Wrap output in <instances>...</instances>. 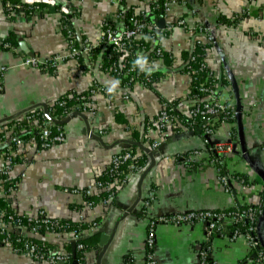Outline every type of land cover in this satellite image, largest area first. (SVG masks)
Segmentation results:
<instances>
[{
    "label": "crops",
    "instance_id": "obj_1",
    "mask_svg": "<svg viewBox=\"0 0 264 264\" xmlns=\"http://www.w3.org/2000/svg\"><path fill=\"white\" fill-rule=\"evenodd\" d=\"M170 1V11L163 17L165 27L181 19L191 25L201 24L209 29L212 42L182 28L164 31L154 45L171 55L168 67L142 48L131 53L114 52L118 60L134 58L133 66L138 70L161 73L153 88L139 83L122 88L102 67L110 56L107 47L100 44L104 25L119 28L121 8L134 15L150 13L157 0H55L54 5L26 6L12 18L6 16L5 1L0 0V67L7 68L0 79V171L5 164L2 142H9L15 165L7 178L17 184L5 192L0 178V205L6 202L11 212L23 217L36 218L42 212L50 219L80 227L83 251L77 250L71 232L31 236L49 253L68 256L71 264L74 260L77 264H96L102 236L109 239L102 264H128L130 259L133 264H142L149 218L261 203L264 186L257 171L264 172V0ZM61 7L70 11L67 25L76 40L97 45L91 54L79 59L68 57ZM233 16H237L235 25L230 23ZM196 46L204 47L203 61L213 76L215 97L235 113L233 122L218 124L211 143H205L196 131L160 133L153 124L164 103H174V111L187 116L192 80L184 73V61ZM29 56L60 57V61L55 69L42 71L22 64ZM94 84L109 94L95 92L87 96L80 109L72 105L62 119L51 116L64 120L79 113L87 125L77 116L63 125L49 121L51 130L62 127L64 140L48 149H40L34 124L25 123L28 134L24 138L19 123H24L28 114L43 113L40 105H47L51 114L50 109L63 96L88 95ZM13 136L22 143L11 144ZM229 137L234 152L223 157V170L233 180L227 192L209 160L212 144L226 143ZM124 140L149 148L155 164L145 174L147 158L141 172L116 182L110 195L101 200L99 196L106 191L98 190L95 184L114 155L130 151L131 147L121 142ZM154 142L160 144L155 149L151 147ZM139 194L134 211L126 215ZM144 202L149 203L147 213L143 212ZM262 210L256 233L264 242V218L259 224L264 205ZM203 245L201 225L159 226L155 231L156 264H200L198 254ZM209 256L207 264H253L249 249L240 239H214ZM0 264L51 263L35 262L5 245L0 246Z\"/></svg>",
    "mask_w": 264,
    "mask_h": 264
},
{
    "label": "built area",
    "instance_id": "obj_2",
    "mask_svg": "<svg viewBox=\"0 0 264 264\" xmlns=\"http://www.w3.org/2000/svg\"><path fill=\"white\" fill-rule=\"evenodd\" d=\"M118 3V0H112ZM40 4L54 5L55 0H5V10L6 16L12 18L15 11L22 9V6H38ZM171 8V1L164 0L162 4L152 3L150 11L160 10L161 16L165 17ZM61 13L64 15L62 20L63 29L65 31L67 46H68V57L72 59H79L81 55H89L97 48V45L92 46L88 42H80L79 47L76 46V39L73 31L66 24L67 16L70 15V11L65 8H60ZM149 13L142 12L139 15L132 16L128 15V9L121 8L119 11V18L121 22V27L115 28L112 25H104L103 35L100 44L103 47L111 48L114 52H124L129 51L131 45L146 38L145 30L157 31V25L148 24L144 20L138 19V16H147ZM237 21V16H233L230 19V23L235 25ZM174 28H182L191 34L203 35L207 43L212 42V36L209 33V29L201 24H190L184 19H181L174 24L167 25L162 32H170ZM160 33V32H158ZM151 34V33H150ZM151 37L153 35L151 34ZM159 37L155 36L153 39L157 41ZM5 48H10L15 51L14 47L8 44L4 45ZM163 53H168L169 59L171 55L168 51L157 47L154 52V57L156 59H161ZM195 57L191 56L188 62H193ZM60 61V57H53L51 59H39L35 56L25 57L22 64L38 70H49L55 69L57 63ZM203 65L199 70H194L189 67L188 63L184 65V73L190 76L191 80L194 79L195 82H199L198 73L204 68ZM7 71L6 67H0V79L3 77ZM108 72L113 76L121 79L129 75L135 74V67H127L125 60L116 59L115 62L109 67ZM134 81V77L131 76L130 83ZM120 83V81H119ZM145 84H152L150 80H146ZM214 79L212 74L209 72L205 81L199 82L196 90L199 92L202 98L196 97L195 99H190L191 104L187 109V116L183 117L182 114L176 112V114H169L165 105L162 106L159 114L154 120V125L162 133L163 131H196L200 130V133L205 138V143H211L212 138L215 136L216 128L218 126V120L221 119L220 124L231 123L235 119L234 111L229 108L221 100L215 97ZM124 86L122 88H127ZM2 90L0 86V91ZM95 92H102L105 95L109 94V91L103 89L97 84H94L92 89L89 91L88 95H65L59 101L55 103L58 108L64 107L68 100H74L76 103H83L87 101V96H91ZM54 105V106H55ZM52 107V109L54 108ZM69 109L65 110L66 115ZM41 114V115H40ZM37 118V116H39ZM65 115V116H66ZM186 118L187 122L184 124L183 120ZM25 122L34 124L36 126V137L40 149H48L57 144H60L64 140V133L62 130L57 128L56 133H52L49 121L45 118L44 114L38 113L32 116H26ZM232 138V136H231ZM228 141L225 143L217 142L212 144L211 147V158L209 164L214 166L219 174V182L225 189V191L230 192L231 186L230 182L233 180L228 176L223 170V160L224 156L234 152L233 144ZM11 144L20 145L22 140L18 136H13L9 139ZM5 149L4 159L5 164L0 171V178H7L8 174L15 165V159L11 150H9V142H2ZM160 144L157 142L152 143L151 147L153 149L157 148ZM137 155H134L130 151H125L114 155L107 166L104 176L108 178V182L104 183L102 181H97L95 187L98 190H103L110 192L113 185L116 182H121L127 179L128 176L133 173L141 172L136 164ZM125 168L123 170V166ZM17 186L15 183L14 187ZM14 187L9 188L11 192ZM77 191L73 190L72 193ZM110 195V194H109ZM261 203L258 206L243 207L235 205L232 209L224 211L216 210H195L187 211L182 213H170L165 215H160L154 218H149L147 223V232L145 239V255L142 264H156L155 261V231L156 228L162 225L165 226H194L201 225L204 230V245L199 251V261L200 264H207L210 261V250L211 243L214 239L226 240L228 242H234L236 240H243L246 247L250 251V260L253 264H264V250L260 245L259 238L256 233V225L259 217L263 213L264 205V193L261 196ZM143 212L147 213L149 207L148 202L143 203ZM25 221V222H23ZM28 224V225H27ZM71 228L69 225L64 224L60 220L50 219L45 216L42 212L37 215L36 218L23 217L14 212H8L6 208H0V246L9 245L12 247L13 251L17 254H22L28 256L35 262H48L51 264H71V260L68 256L62 254L49 253L40 247L36 243L31 241V236L37 234H52L58 235L63 232L69 231ZM73 239L76 242V248L78 251H83L84 246L79 243L81 240L79 229H73L70 231ZM27 233L29 236H26ZM26 236V237H25ZM78 264H89V263H78ZM128 264H133V260H129Z\"/></svg>",
    "mask_w": 264,
    "mask_h": 264
},
{
    "label": "trees",
    "instance_id": "obj_3",
    "mask_svg": "<svg viewBox=\"0 0 264 264\" xmlns=\"http://www.w3.org/2000/svg\"><path fill=\"white\" fill-rule=\"evenodd\" d=\"M163 1L164 0H157L156 3L162 4ZM24 7H26V6L25 5L22 6V9H24ZM22 9H20V10H22ZM20 10H18V11H20ZM18 11H15V13L18 12ZM160 15H161V11L160 10H153L152 9L147 16H145V17L144 16H138V19L144 20L148 24H154L155 21L159 18ZM127 16H132V12L130 10H128V15ZM221 22H223V21H221ZM66 24H67V19H66ZM150 33L153 35V37H155V36L161 37L164 34L163 32L158 33L157 31H152L151 32V31L145 30V35L147 37L146 38H142L141 40L134 42L131 45V47L129 48L130 53L131 52H134L138 48H142V50H144V52H146V53H148L149 51H151V53L150 52L149 53L151 54L150 56H152V54H154L155 49H156V47L154 45V43L156 41L153 39V37H151V34ZM79 45H80V41L78 42L76 40V46L79 47ZM106 50H107V52L109 53L110 56H109L108 59L107 58L104 59V62H103L102 67L106 71H108L109 70V67L115 62L116 59L114 57V51L111 48H108L107 47ZM203 50H204V47H202V46H196L192 50L191 54L187 56V58L184 61V63H186V64L188 63L189 67H191L194 70H199V68L203 65V56H204ZM191 56L195 57V60L193 62L192 61L191 62H188V60H189V58ZM183 57H184V55H183ZM156 58L157 57H155V59ZM161 59H162L163 63L167 67H168V65L171 64V60L169 59L168 53H163ZM124 60L126 62L127 67H133L134 68V66H133L134 58H131L130 59V57L127 56ZM209 72H210L209 71V68L206 65H204V68L202 69V71H200L198 73V75H197L200 78L199 79V82L205 81V79L208 76V73ZM160 75H161V73H159L157 71H153L152 72V71H148V70H145V69L138 70V69L135 68V74L134 75L131 74V75H129V76L125 77V78H121V79H119V78H117L115 76L114 77H115V79H117L118 83L120 81V83H119V86L120 87H124V86L131 87L135 83H139V84H142L145 87L153 88L154 83L158 82V79H159L158 77ZM131 76L134 77V81L130 83ZM146 80H150L152 84H145L146 83ZM199 82H195V80L192 79V89H191V91H190V93L188 95V98L189 99H193V98L195 99L196 97L202 98L201 95L199 94V92L196 90ZM221 84L222 85H225V83H223V82H221ZM66 102H67V104L64 107H62V108H60V107L58 108V106L55 105L53 109H50V111H51V114L49 113L50 116H53L56 119H62L66 115L65 110L70 109L72 105H78L79 106V109L81 108L80 103H76L74 100H69V99L67 100L66 99ZM164 105H165V107L167 109V112L169 114H176V112L174 111V107H173L174 106V103H164ZM38 113L39 112H35L33 114H28L27 116L36 115ZM40 115L37 116V118L40 117ZM183 122H184V124H186V122H187L186 118H184ZM220 122H221V119L218 120V124H220ZM25 123H27V122H24V123H21V124L19 123V125L21 126V128H22L21 130H23L22 131L23 132L22 134H23L24 138L26 139V136H27L28 133H27V125ZM57 128H59L60 130H62V127L57 126V127H55V129H53V132H52L53 134L56 133L55 130ZM129 150H130L131 153H133L134 155H137L138 156V158L136 159V162H137L136 165L139 168H141V171H142L145 168L146 164L148 163L147 157L145 156V154H143L139 149H137L135 147H131ZM122 168L124 170L125 165ZM1 179H2V182H4V185H5V192H9V188L14 187V185L16 183L15 181L8 180V178L2 177ZM97 181H102V182L106 183L109 180H108V178L106 176L102 175V177H100ZM108 194H110V192H104L99 197H100L101 200H103L104 198L107 197ZM0 208H6V210L11 213V211L6 207V202H2L1 205H0ZM23 222H25V221H23ZM61 222H63L66 225H69V227L71 228L67 232H70L73 229H79V233L81 232V230H80L81 228L80 227L74 226L73 224H71L69 222H66V221H61ZM31 241L34 242V243H36V241L33 240V239H31ZM79 243H81L84 246V243H83L82 240H80ZM36 244L41 247L40 244H38V243H36ZM42 248H44V247H42ZM84 249H85V246H84ZM44 250L47 251V249H45V248H44ZM47 252H49V251H47ZM77 258H79V252L76 253V259Z\"/></svg>",
    "mask_w": 264,
    "mask_h": 264
},
{
    "label": "water",
    "instance_id": "obj_4",
    "mask_svg": "<svg viewBox=\"0 0 264 264\" xmlns=\"http://www.w3.org/2000/svg\"><path fill=\"white\" fill-rule=\"evenodd\" d=\"M156 25H157L158 32H160L161 30L164 29V27H165V20H164V18L162 16L159 17L158 21L156 22ZM40 107L43 110V114H44L45 118L48 121H50L51 123H54L56 125H63L64 123L68 122L70 119H72V118H74L76 116L82 118L83 121L85 122V124L87 125L86 118L84 116H82L81 114H79V113H73V114L69 115L64 120H55V119H53L50 116V114L48 112L47 105H40ZM87 131L89 132V129L88 128H87ZM196 132L197 133H200V130L199 129H196ZM93 138H95L94 135H93ZM97 140L100 142V139L99 138ZM121 142L124 143L125 145H127V147H136V148H138L140 151H142L147 156V158L149 159V164L147 165V167H146V169L144 171L145 174L148 173L153 168V166L155 164V159H154V156H153V152L149 148L145 147L141 143H137V142H133V141L124 140V141H121ZM257 174L261 178V180L263 182V186H264V172L260 170V171H257ZM139 201H140V194H139L138 199L136 200L135 204L130 209H128L125 214L127 215V214L133 212L135 206L138 204ZM263 218H264V215L260 218L259 224L261 223V221L263 220ZM258 238H259L261 247L264 250V242H263V240L261 239V237L259 235H258ZM107 242H109V239H107V241H106L104 239V237L102 236L101 237L100 244H99V246L101 247V251H100L99 256L97 258L96 264H102L101 263V260H102V257L104 255L106 249H107V244H106ZM71 245H72V254H73V257H74L75 256V252H76V250H75V244L72 243ZM72 264H77V262L74 260L72 262Z\"/></svg>",
    "mask_w": 264,
    "mask_h": 264
}]
</instances>
